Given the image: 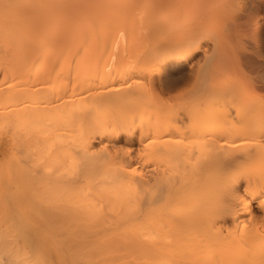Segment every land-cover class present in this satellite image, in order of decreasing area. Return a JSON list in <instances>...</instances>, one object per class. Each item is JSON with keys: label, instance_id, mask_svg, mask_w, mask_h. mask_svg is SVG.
<instances>
[{"label": "bare ground", "instance_id": "obj_1", "mask_svg": "<svg viewBox=\"0 0 264 264\" xmlns=\"http://www.w3.org/2000/svg\"><path fill=\"white\" fill-rule=\"evenodd\" d=\"M211 16L254 42L264 0H0V139L49 149L50 170L15 161L58 192L45 221L71 240L136 243L144 264H264V73L244 42L209 46ZM186 84L189 102L163 99Z\"/></svg>", "mask_w": 264, "mask_h": 264}, {"label": "rangeland", "instance_id": "obj_2", "mask_svg": "<svg viewBox=\"0 0 264 264\" xmlns=\"http://www.w3.org/2000/svg\"><path fill=\"white\" fill-rule=\"evenodd\" d=\"M194 3H192V4L190 3L188 5V8L190 7V9H191V7H192V9H199L200 8V10H205L206 8H215L216 5H218V2L213 3L214 6L212 3H207V4L206 3H200V2H196L195 4ZM197 5L199 7H197ZM203 6H206V7H203ZM202 7H203V9H202ZM115 19L116 18H114L113 20H115ZM117 19L118 20L121 19L120 16H119V18L117 17ZM103 20H105L104 21L105 24L106 23L111 24V21H113V20H110L109 17H103L102 21ZM109 20H110V22H109ZM118 20H115V21L118 22ZM122 20H124V18H122ZM212 20H213V22H212ZM216 20H218V21H216ZM228 20H229V18L227 19L226 17H220V18L214 17V16L209 17L207 24H206V27H205L206 32H204L205 33L204 35L207 37L206 38L204 36L205 39H207V41L210 40L208 42L209 46L212 47V45H214L213 42H219V40L222 39L221 42L225 43V44H223L224 45L223 48L225 47L224 49H227L228 51L233 52V49L236 50L237 47L241 46L239 43H242V42L246 43L245 46H246V48L248 47L247 48L248 51L245 53L249 54V55L245 54V57L247 56V58H245V62H247V63H245L246 69L248 70V66H249L248 71L250 73L252 72V75H254L255 72H256L255 74H257V72L261 74V72H262V75H263V73H264V71H263L264 70V58H263L264 57V28H261V30L259 31L260 34L255 32L256 36H258L255 39L256 41L254 40L255 44H254L253 40H250L251 41L250 42L249 39H245L248 41L243 40L241 42V40L238 39L239 37H237V34L234 31V25L232 26L233 28L231 26H229L233 22H231V20L230 21H228ZM102 21H100V22H102ZM115 21H113L112 23H115ZM228 22L230 24H228ZM119 23H120L119 24V26H120L121 22H119ZM122 23L123 24L121 26L124 25L127 27V23L125 21H122ZM124 23H126V24H124ZM225 24H227V25H225ZM116 26H118V25L116 24ZM124 26H123V28H124ZM215 26H216V29H215ZM229 27H231V29ZM123 28H121V29H123ZM219 29H221V30H219ZM119 30H120V28H119ZM227 30H231L230 32H232V30H233L234 33L232 32V35H231L230 32L227 33L228 32ZM134 32H133V35L138 33V35H135V37L141 36V33H139L141 31H137V32H135V34H134ZM218 32L219 33L221 32V33L219 34ZM228 35H229V37H227ZM230 35H231V37H230ZM208 36H209V38H208ZM223 36L225 38H223ZM233 36H235V38ZM212 37H213V39L214 38L215 39L213 40ZM216 37H217V39H216ZM232 37H233V39H232ZM234 39H235V43H234ZM238 40H240V42ZM252 42H253V44H251ZM232 43H233V46H230V45H232ZM225 45H227V46H225ZM253 50H255V51L252 53ZM259 52H261V53H259ZM199 55L202 56V52H200ZM248 56L251 58L249 59ZM227 61H228V63H227ZM227 61L225 63L222 62V64H225V66L224 65L221 66V64H220L222 71L219 72L218 74L220 76L224 75L225 72L228 74L227 76L226 75L222 76V78L223 77L225 78V76L227 78L229 76V74L231 73V71L233 73L235 72L234 71V65H232L233 61H231V60L230 61L227 60ZM231 62H232V64H231L232 68L230 69L231 66L229 63H231ZM248 62L250 64H252V63L253 64L250 66V64ZM226 66H229V67H226ZM221 68H220V70H221ZM185 69H187L186 71H187L188 75L186 78L188 80L189 73L192 71V69L189 68L188 66H186ZM229 69L231 70L230 73H229ZM250 69H251V71H250ZM170 71H171V69L169 68L164 73H162L163 78L164 77L168 78ZM222 72H224V73H222ZM233 73L231 74V76H234ZM263 82H264V78H262L261 80L258 78L254 82V85H255L254 87H255V90L259 94L261 93L263 95L262 98L264 99V83ZM260 84H262V85H260ZM187 86H189V85L188 84L183 85V86L180 85V87L178 88L179 91L177 88L174 90H171V91H169L170 93L166 94V96L163 97V99L167 100V102L169 101V103H170L169 105L170 106L172 105V107H174L175 104L177 105L178 102L179 103H185L186 101L189 102L190 95L186 91ZM259 86H261V88H259ZM236 102H234L235 107L239 106V108H241L240 107L241 99L237 103ZM229 103L231 104V106L234 105L232 103V97H231V101L229 100ZM242 103H244V102H242ZM173 104H174V106H173ZM244 104H242V106ZM166 105H168V103ZM167 115L168 114H166V116ZM0 128H2V127H0ZM4 129H5V127H4ZM1 130H3V128L0 129V138H1V134H2ZM1 140L2 139H0V148H1L0 149V264H144L145 260L143 259L144 257H142L144 255L142 253H140V251H141L140 247L141 246H139V248H138V246H137L138 244L135 245L136 243L135 244L133 243L134 244L133 245V244H129V243L127 244V243H119V242H116V243L115 242L114 243L113 242H111V243L106 242L105 243V242H98V241H75V239L71 240L72 238L70 239L69 236H67L68 234L64 235V233H63L64 228L62 226H60L59 223H56L54 221L53 222H50L47 220L45 221V218L47 216L52 217L51 215H53L55 213V211H56V215L58 214L57 211L59 209H57V206L59 208V206H60L59 202H61V201L59 200V196H57L58 194L55 193L57 191L50 192L49 190H52V189L45 188L43 186H42L43 188L40 187V189H39V186H41V185L38 184L39 186H36L37 185L36 183H35L36 185H34L37 187V188L35 187L36 189L34 187H31L30 185L33 186V180L30 179L31 181H29V177H27L26 173H24L25 169H23L22 168L23 166L19 165L17 163V161H15V160H18L19 158H21V159L23 158L24 159L23 162H25V160L28 161L29 159H31L32 162H30V160H29L28 161L29 164L26 163V165L28 164L27 165L28 167L34 166V164L36 167V163L40 162L39 165L37 164L38 167L40 165H42L41 163H44L45 165L47 164L45 167H48L50 170V168H52L55 164H54V162H52L51 159H49V156H48L49 153H47L46 151H43V149H45L49 152V149L44 148L45 146L41 147V145H40V147L34 146L35 148H31L32 147L31 146L30 147L31 149L29 150V152L25 154L26 149L24 150L22 148L24 151L19 152L22 149L18 148L16 145H14L12 143L11 144L5 143L4 141H1ZM14 146H16V147H14ZM37 147H38L39 151L37 150ZM39 148H41V150ZM15 150H18V152ZM27 151H28V149H27ZM37 151L41 154L46 155V156H43L41 154H37L38 153ZM28 155H29V157H28ZM31 155L32 156L34 155L33 156L34 159L31 158L32 157ZM36 158H38V160L40 159L42 161L38 162ZM48 160H51L52 163ZM34 161H36V163ZM48 163L50 165H48ZM55 163H56V165H58V162H55ZM17 164H18V166H17ZM26 165H25V168H26ZM42 166H44V165H42ZM49 166H51V167H49ZM14 173H15V175H14ZM23 173L25 175L24 176L25 180L22 179ZM20 177H22V178H20ZM25 177H27L28 179H26ZM18 178L20 179V181H17ZM15 180L17 181L18 185H15V182H16ZM12 181H13V183H12ZM30 183H32V184H30ZM25 184H26V186H25ZM29 186L32 189L34 188L33 191ZM25 187H26V189H25ZM48 191L50 192L49 195L51 193H53V195L58 197L59 202L58 201L57 202L59 203V205L57 204V202H54L55 200H57V197L54 196L56 199L53 201V203L51 201L52 199H54L53 195H51V200H49L50 197H47V196H49ZM36 192H37V194H35ZM27 195L29 198L27 197ZM35 196H37V197H35ZM38 196H39V198H41V201L38 198ZM60 199L62 200L63 198H60ZM64 200H62V201H64ZM49 202L52 203L53 205L49 204ZM65 202H66V200H65ZM65 202H64V204H65ZM55 203L57 204V206H55L56 205ZM64 204H62V205H64ZM66 204L69 205L68 202ZM53 206H55V207H53ZM66 207L69 209L68 206H66ZM60 212H61V210H60ZM61 213H63V212H61ZM61 213L58 215V217L61 216ZM56 215H53V217L54 216L56 217ZM63 215H64V213H63ZM48 217H47V219H48ZM61 227H62V229H61Z\"/></svg>", "mask_w": 264, "mask_h": 264}]
</instances>
